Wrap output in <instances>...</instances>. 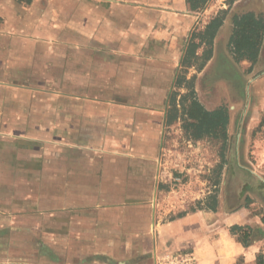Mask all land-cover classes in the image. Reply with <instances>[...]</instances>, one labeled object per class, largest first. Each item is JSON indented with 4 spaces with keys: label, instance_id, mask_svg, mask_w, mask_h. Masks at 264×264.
<instances>
[{
    "label": "crops",
    "instance_id": "1",
    "mask_svg": "<svg viewBox=\"0 0 264 264\" xmlns=\"http://www.w3.org/2000/svg\"><path fill=\"white\" fill-rule=\"evenodd\" d=\"M217 1L0 0V141L24 144L0 154V264H154L170 239L256 264L262 241L216 232L215 214L154 216L166 96Z\"/></svg>",
    "mask_w": 264,
    "mask_h": 264
},
{
    "label": "rangeland",
    "instance_id": "2",
    "mask_svg": "<svg viewBox=\"0 0 264 264\" xmlns=\"http://www.w3.org/2000/svg\"><path fill=\"white\" fill-rule=\"evenodd\" d=\"M215 10H218L217 15L225 13L226 27L224 37L213 43V58L203 71L196 66L188 70L182 68L179 74L188 80L195 77L191 86L207 110L221 107L228 110L227 137L195 140L188 136L184 125L192 98L191 88L186 84L168 91L158 148L161 166L155 222L167 223L194 212L208 211L215 214L216 232L226 230L245 248L253 245L254 239L262 241L255 254L257 259L259 254L264 256V37L255 64L237 61L231 37L236 15L254 11L264 17V0H219ZM212 16L209 15V19ZM205 26V23L198 26L195 34L203 32ZM203 50L204 47L200 55ZM43 129L47 131V127H40V131ZM23 145L11 140L0 141V154L19 150ZM34 145L35 153L41 156L40 165L46 167L43 159L53 145L46 142ZM8 163L15 166V159ZM241 208L248 210L252 223L227 225L223 221L227 214ZM218 213L222 214L221 219ZM235 226L241 228L235 230ZM247 235L251 236L248 246L243 242ZM168 246V250L154 255V264H207L205 246L195 248L188 242L180 247L173 239L168 241ZM226 249L228 252L235 250L233 246ZM243 263L245 257L240 256L237 264Z\"/></svg>",
    "mask_w": 264,
    "mask_h": 264
},
{
    "label": "trees",
    "instance_id": "3",
    "mask_svg": "<svg viewBox=\"0 0 264 264\" xmlns=\"http://www.w3.org/2000/svg\"><path fill=\"white\" fill-rule=\"evenodd\" d=\"M224 16L217 15L211 19L203 32L194 34L193 41H190L181 62L182 68L188 70L197 66L198 70L201 71L205 67L213 55L214 39L224 23ZM233 25L231 45L237 61L247 60L255 64L259 57L264 37V17L252 11L247 12L242 15H236L233 19ZM195 39H199L198 42L194 41ZM202 47H204V50L200 55L198 50ZM201 60L203 61L202 63L199 62ZM194 78L191 80H194ZM191 80H188L185 75L178 73L173 83L174 87H183L189 84L188 88H191L190 96L192 98L189 101L188 118L184 125L188 136L195 140L205 137L226 138L230 121L228 110L224 107L207 110L196 97L194 87L191 86ZM239 228L241 227L235 226L233 229L237 230ZM248 237L250 238L251 236L247 235L243 240L247 246L250 243ZM256 264H264V256L262 254L257 255Z\"/></svg>",
    "mask_w": 264,
    "mask_h": 264
}]
</instances>
